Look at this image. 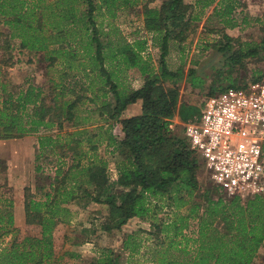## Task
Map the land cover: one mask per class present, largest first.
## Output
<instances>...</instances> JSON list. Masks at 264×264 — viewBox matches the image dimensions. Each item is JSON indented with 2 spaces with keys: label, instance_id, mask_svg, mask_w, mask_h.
Listing matches in <instances>:
<instances>
[{
  "label": "trees",
  "instance_id": "1",
  "mask_svg": "<svg viewBox=\"0 0 264 264\" xmlns=\"http://www.w3.org/2000/svg\"><path fill=\"white\" fill-rule=\"evenodd\" d=\"M99 1V6L103 4L113 17L115 9L126 8L131 0ZM216 1L191 0L190 4L185 0H161L158 8L144 7L145 28L161 51L155 71L149 57L142 56L145 41L128 43L117 28L102 33L95 21V14L100 10L95 0H0V23L7 28L10 38L19 41L21 50L44 53L48 66L60 61L64 72L81 78L84 89L81 88L85 92L92 90L91 79L96 77L98 91L104 92L103 96L109 94L111 101H105L92 112H105L107 119L115 121L128 106L141 102L140 114L119 121L121 139L117 140L101 129L102 132L92 135L97 137L96 140L89 135L85 139L94 150L106 142V146L112 147L113 153L121 158L114 184L125 191L116 195L104 162L100 163L96 154L90 157L86 150H79L82 135L87 131L76 129L71 133L72 138L76 136L72 146L65 143L72 150L71 164L59 177L56 169L52 177L54 183L44 201L26 203V223L38 225L39 235L13 240L0 248V264H54L53 230L58 223H67L71 217L65 205L84 197L107 207L106 220H121L120 223L125 224L127 220L137 218L148 222L156 236L171 234L169 247L184 252L188 251L189 243L183 230L190 220H197V238L191 243L194 255L181 261L161 258L155 264H253L258 250L264 245V194L243 199L205 197L203 204L197 203L194 194L199 191L197 173L201 160L184 138L177 137L168 128L179 108L178 90L165 88L162 82L181 78L182 69L180 66L169 69L167 57L172 50L176 51L175 47L183 51L181 45L187 40L191 25L199 22L204 11ZM217 5L219 8L214 11L224 28L234 27L231 15L239 1L219 0ZM260 28L262 36L257 43H241L222 33V38L213 46H217L216 50L231 65L257 58L264 50V15ZM101 36L110 38L103 42ZM132 70L139 74L135 80L141 85L137 88H132L130 80L126 79V73ZM189 76L192 88H199L203 83L194 71L190 70ZM82 79L89 80L87 87ZM258 81L259 78L253 82ZM0 88L5 89L1 82ZM222 89L217 93L225 90ZM75 90L61 83L55 84L48 101L42 95V89L35 86H28L15 98L14 94L6 95L0 103L2 136L14 139L51 131L53 127L61 130L65 123L72 128L82 127L86 117L77 116V113L86 111H81L85 100L94 104L96 101ZM65 96L69 98L64 100ZM56 144L51 136L38 137L42 151ZM69 177L70 180L84 178V183L79 185L73 181L68 186ZM216 192L219 194L217 187ZM161 203L165 205L160 206ZM185 205H188L187 212L180 213ZM163 206L172 210L168 223L156 222L155 212ZM11 208L10 201L0 199V240L15 230ZM124 248L134 250L127 243ZM94 264L114 262L107 259Z\"/></svg>",
  "mask_w": 264,
  "mask_h": 264
},
{
  "label": "rangeland",
  "instance_id": "2",
  "mask_svg": "<svg viewBox=\"0 0 264 264\" xmlns=\"http://www.w3.org/2000/svg\"><path fill=\"white\" fill-rule=\"evenodd\" d=\"M188 1L185 0L186 3ZM238 1L239 5L231 15L234 27L224 28L221 18L215 14V11L212 10L208 16L207 9L202 14L203 19L191 25L188 38L181 45L183 51L180 52L175 47L176 51L172 50L167 57L169 69L175 70L179 66L182 69L181 78L162 82L165 88L175 87L178 90L177 107L179 108L174 118L177 116L179 123L174 133L179 138H183V124L191 121L193 117L200 119L204 102L211 94L219 92L222 88L224 90L228 87L247 86L257 78L260 81L264 80V50L257 58L244 59L241 64L231 65L225 56L216 50L217 46H213L222 38V33L228 36L226 31L232 28L236 29L232 31L235 36H229L230 38L239 39L241 43L250 45L259 42L262 36L260 25L264 15V0ZM160 4L161 0H131L126 8L120 6L115 9L112 17L103 4L99 6L100 1L95 0V5L100 7L95 14V21L102 33L117 28L128 43L145 41L142 56L149 57L153 69L157 71L161 51L157 42H153L152 34L145 28L143 11L144 7L155 9ZM108 37L101 36V41L106 42ZM4 41L7 43L5 44ZM242 49L245 50L246 46L243 45ZM190 70L195 72L196 77L202 79L203 83L199 88L191 87ZM138 76L135 70L126 73V79L130 80L132 88L141 85L140 81L135 80ZM79 79L81 78L72 77L69 72H64L60 61L48 66L44 53L21 50L19 41L10 38L7 28L0 23V82L5 85L4 91L0 88V103L6 95L14 94L15 98L18 92L26 90L28 86L41 88L48 101L53 95L52 88L58 83L73 87L77 93L94 99L95 93L82 90V82ZM82 81L87 87L89 80L82 79ZM91 82L93 87L98 86L96 77L93 76ZM230 83L234 85H229ZM68 98L65 96L64 100ZM136 103L139 106L135 104L130 115H136L138 107H141L140 101ZM94 109L95 104L85 100L81 111H86L78 112L77 116L86 117V123L79 128H72L65 123L61 130L53 127L51 131H41L36 135L14 139L2 136L0 128V199L12 203L11 213L15 228L13 233L0 240V248L8 246L13 240L39 235L38 225L26 223V203L30 200L44 201L46 195L50 193V187L54 183L53 175L44 172V168L55 167L60 173L59 177L71 164L72 150L65 146V143L73 144L72 140L76 139V136L72 138L71 133H75L76 129L87 131L86 135H82L83 142L79 150H86L90 157L96 154L98 159H101L100 163L104 162L109 181L113 184L112 191H116V195L125 191L114 184L118 179L116 167L121 158L116 152L113 153V148L107 147L106 142L103 141L94 150V147L91 148L86 143L85 139L88 135L97 134V128L93 127L96 119V115L93 116L94 112H92ZM115 132L118 133V130ZM111 134L113 135V132ZM42 135L51 136L57 144L43 151L40 150L38 137ZM92 137L93 140L97 139L95 136ZM82 162L85 163L86 160L82 159ZM70 179L71 177L67 180L68 186L72 185L73 181L79 185L84 183V178ZM197 179L199 191L194 194L197 203L203 204L205 197L230 198L221 192L219 194L216 192V186L201 162ZM82 187L91 190L89 186L82 185ZM162 205L165 204L161 203L160 206ZM65 207L70 211L71 217L67 223H58L52 233L56 257L54 264H94L107 259L114 264H155L157 259L161 258L181 261L188 260L194 255V245L191 243L197 238V220H190L183 230L182 234L189 243L187 247L189 252H184L169 247L171 234L168 237H165L164 233L156 236L155 230L148 222L137 218L129 219L125 224L120 223L121 220L117 222L106 220L107 207L93 203L89 197L68 203ZM187 209L188 205H185L180 213H186ZM155 213L156 222L168 223L172 210L163 206ZM161 242L164 243L160 245ZM125 243L129 248L134 249L133 252L124 248ZM253 264H264V245L260 248Z\"/></svg>",
  "mask_w": 264,
  "mask_h": 264
},
{
  "label": "built area",
  "instance_id": "3",
  "mask_svg": "<svg viewBox=\"0 0 264 264\" xmlns=\"http://www.w3.org/2000/svg\"><path fill=\"white\" fill-rule=\"evenodd\" d=\"M177 122L170 121L174 132ZM213 184L227 197L264 194V80L208 97L201 117L182 125ZM44 172L55 175V167Z\"/></svg>",
  "mask_w": 264,
  "mask_h": 264
},
{
  "label": "crops",
  "instance_id": "4",
  "mask_svg": "<svg viewBox=\"0 0 264 264\" xmlns=\"http://www.w3.org/2000/svg\"><path fill=\"white\" fill-rule=\"evenodd\" d=\"M219 0H217L216 2H214L211 6H209L207 9H208V16L209 14L212 12V10H215V9H218L219 6L217 5ZM187 3H190L191 4V0H189ZM206 9V10H207ZM203 18H201L202 20ZM200 20V21H201ZM236 31L235 28H232V29H228L226 31V34H228V36H235L233 32ZM94 88L96 91H94ZM43 92V91H42ZM91 92H94V100L96 101L95 103V109L98 108V107H101L102 105H104V102H110V98L108 97L109 94H106V96H103L104 95V92L102 93V91H98V86L96 87H93ZM43 95V94H42ZM94 104V103H93ZM136 106H139L137 105V103H135ZM135 104H132L130 106H128L120 115V117L113 121V120H110V119H107V115L106 113H102V112H95L93 116L96 115V119L94 120V124H93V127L94 128H97V132H102V131H99V129L101 130H104V132H106V134L108 133V135H112L111 133L113 132V135L112 136H115L116 139H121L123 134L121 132V125H120V120H123V119H127V118H130L132 116H135V115H130V111L132 108L135 107ZM134 106V107H133ZM94 109V110H95ZM136 115L140 114L141 112V107H138V111H136ZM94 119V118H93ZM174 122H178V118L176 116V118H173L172 119ZM104 126V127H103ZM108 130V132H107ZM115 130H118V133L115 132ZM115 134H118L117 136ZM260 252V249L258 250V253ZM257 253V254H258Z\"/></svg>",
  "mask_w": 264,
  "mask_h": 264
}]
</instances>
